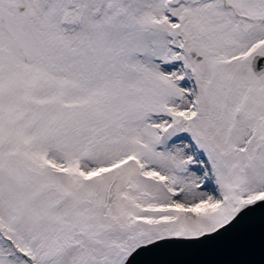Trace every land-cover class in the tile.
Listing matches in <instances>:
<instances>
[{"label": "snow or ice", "instance_id": "snow-or-ice-1", "mask_svg": "<svg viewBox=\"0 0 264 264\" xmlns=\"http://www.w3.org/2000/svg\"><path fill=\"white\" fill-rule=\"evenodd\" d=\"M0 264H264V0H0Z\"/></svg>", "mask_w": 264, "mask_h": 264}, {"label": "water", "instance_id": "water-1", "mask_svg": "<svg viewBox=\"0 0 264 264\" xmlns=\"http://www.w3.org/2000/svg\"><path fill=\"white\" fill-rule=\"evenodd\" d=\"M232 257H225V256H206V257H196L194 259H207V260H223V259H231ZM251 259H255V260H259V254L257 252V254L253 257H251Z\"/></svg>", "mask_w": 264, "mask_h": 264}]
</instances>
